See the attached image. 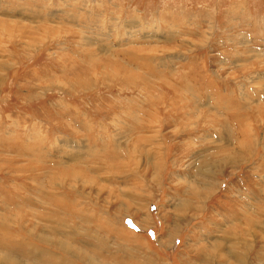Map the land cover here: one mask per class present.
<instances>
[{"label":"rangeland","instance_id":"rangeland-1","mask_svg":"<svg viewBox=\"0 0 264 264\" xmlns=\"http://www.w3.org/2000/svg\"><path fill=\"white\" fill-rule=\"evenodd\" d=\"M2 255L264 264V0H0Z\"/></svg>","mask_w":264,"mask_h":264},{"label":"bare ground","instance_id":"bare-ground-1","mask_svg":"<svg viewBox=\"0 0 264 264\" xmlns=\"http://www.w3.org/2000/svg\"><path fill=\"white\" fill-rule=\"evenodd\" d=\"M239 97H240V96H239ZM247 132H248V131H247ZM240 133H242V132H240ZM245 133H246V131H245ZM242 134H243V133H242ZM247 134H249V133H247ZM245 135H246V134H245ZM241 137H242V136H240V137L238 136V139H237V140L239 141V144H238V145H239V146H238L239 150L237 149L238 151H241L244 147H246V146H245L246 142H245V140H244V136H243L242 139H241ZM238 151H236V152H238ZM236 152H233V154L236 153ZM238 197H239V196H238ZM46 199H47V198H46ZM48 204H49V203H48ZM67 235H68V234H67ZM61 236H62V235H61ZM10 258H11V257H10ZM1 260H2V262H1L0 264H9V262H10V261H9V258H8L7 256H3V255H2V257H1Z\"/></svg>","mask_w":264,"mask_h":264}]
</instances>
